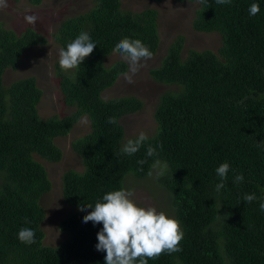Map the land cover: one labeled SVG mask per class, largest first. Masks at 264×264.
<instances>
[{"label": "trees", "instance_id": "1", "mask_svg": "<svg viewBox=\"0 0 264 264\" xmlns=\"http://www.w3.org/2000/svg\"><path fill=\"white\" fill-rule=\"evenodd\" d=\"M121 1L94 0L89 10L63 19L53 33L60 49L66 50L82 31L97 45L77 69L65 71L56 64L59 92L73 109L61 119L39 118L42 93L34 77L2 82L5 70L16 69L24 51L44 44L45 37L31 28L15 34L0 24V264H105L106 253L95 248L103 225L83 223L92 209L80 207H94L105 194L122 189L127 174L150 176L156 160L167 169L154 181L167 192L184 236L182 251L161 254L148 264H264V212L259 207L264 201V143L256 145L264 141V0L197 4L192 28L220 36L217 55L190 50L181 59V45L169 46L159 67L149 71L168 86L154 110L156 131L132 156L119 154L129 140H123L120 120L138 112L141 103L132 97L102 98L126 71L123 62L106 66L104 60L126 37L139 39L154 55L158 14L154 9L124 11ZM253 3L260 11L250 16ZM82 117L90 131L71 149L83 170L62 175L63 199L75 209L59 222L67 238L45 246L39 200L51 185L34 156L59 161L62 153L54 140ZM109 117L118 123H107ZM149 145L158 155H146ZM224 162L230 168L225 187L217 192L216 169ZM236 174L243 175L242 182L234 183ZM245 194L257 199L248 203ZM22 228L34 230L35 243L18 240Z\"/></svg>", "mask_w": 264, "mask_h": 264}, {"label": "rangeland", "instance_id": "2", "mask_svg": "<svg viewBox=\"0 0 264 264\" xmlns=\"http://www.w3.org/2000/svg\"><path fill=\"white\" fill-rule=\"evenodd\" d=\"M8 4L7 9L0 10V24L4 29L20 34L26 28H31L44 36L46 41L44 44L24 51L16 69L5 70L2 76L3 84L8 85L19 79L34 77L36 86L42 93L36 107L39 118L56 116L61 119L68 116L73 109L64 103L58 89L55 74L60 47L54 42L52 35L63 19L86 12L93 6L94 0H40L38 4H32L30 0H8ZM196 8V1L185 3H177L174 0L121 1V9L124 11L136 13L144 9L156 10L159 36L156 53L146 62V66L133 76V83H127L120 75L111 87L102 92V98L105 100L132 97L141 103V109L138 112L120 120L124 141L137 137L141 131L145 132L147 137L152 136L156 131L154 110L160 96L168 89V86L155 81L149 71L159 67L171 44L177 42L181 45V59H184L190 50H208L217 55L220 36L217 33L200 32L192 28L191 23ZM29 14L38 17L34 28L24 22V16ZM118 61L126 65L125 72H127V62L117 54L108 55L104 64L109 66ZM83 118H80L65 136L54 140L62 153L59 161L50 162L34 156V159L46 171L51 185V189L39 200L44 212L41 230L45 246H56L67 238V235L60 231L59 222L75 209L63 199L62 175L66 171L80 173L83 170L80 158L71 149L72 143L90 131L88 119L87 123H82ZM157 171L159 169H153L152 174L144 178L127 174L122 180V189L134 190L132 199L138 206L154 207L157 212H164L166 216L174 219L167 192L154 181Z\"/></svg>", "mask_w": 264, "mask_h": 264}, {"label": "clouds", "instance_id": "3", "mask_svg": "<svg viewBox=\"0 0 264 264\" xmlns=\"http://www.w3.org/2000/svg\"><path fill=\"white\" fill-rule=\"evenodd\" d=\"M207 0H196L197 4H206ZM218 5L230 4L231 0H215ZM9 7L8 0H0V10ZM249 15L255 16L259 13L260 7L257 3L250 5ZM38 17L33 14L25 15L24 22L33 28L37 24ZM97 45L92 42L90 35L82 31L72 42L67 45L66 50H59V66L62 70L68 71L77 69L86 57H88ZM114 54L119 55L128 64V71L120 73L125 81L133 83L135 76L146 62L153 58V52L139 39H121L112 49ZM144 62V63H142ZM87 123L84 117L81 121ZM109 124H117L116 117H109L106 121ZM148 139L145 132L141 131L135 140L129 139L120 149L121 155H134L139 151L142 144ZM262 141L256 144L260 147ZM146 155L152 157L158 155L155 148L148 146ZM146 161L140 160L138 164ZM153 169H159L157 178L163 175L167 164L156 160L152 165ZM230 165L227 162L220 164L216 169L220 183L216 184L215 190L220 192L225 187L227 173ZM152 173L150 172L149 175ZM244 179L242 174H236L234 183H240ZM134 190L120 189L109 192L103 196V202H97L93 207L91 204L81 206L80 210L85 211L91 208L92 211L83 217V223L89 221L93 224H102V230L97 233V251L106 253L105 264H148L149 259H156L161 254H173L182 251L179 247L184 233L181 230L178 220L169 218L164 212H157L154 207L143 208L138 206L132 197ZM244 201L251 203L257 199L255 194H245ZM261 212H264V201L259 205ZM21 243L31 245L35 243V232L29 228H22L17 235Z\"/></svg>", "mask_w": 264, "mask_h": 264}]
</instances>
